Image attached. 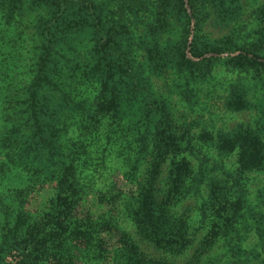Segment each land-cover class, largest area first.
I'll return each instance as SVG.
<instances>
[{
	"label": "rangeland",
	"instance_id": "rangeland-1",
	"mask_svg": "<svg viewBox=\"0 0 264 264\" xmlns=\"http://www.w3.org/2000/svg\"><path fill=\"white\" fill-rule=\"evenodd\" d=\"M87 3L72 10L55 53L43 58L50 78L92 81L69 102L89 115L73 121L69 142L90 143L99 126L192 146L183 156L189 178L171 205L187 223L188 247L171 257L142 242L122 215L118 227L171 264H264V75L230 65L242 50L264 62V0H194L185 9L170 0ZM50 15L37 0H21L11 16L0 7V78L15 88L36 61L27 53L36 39L24 32ZM220 192L230 193V208L213 205Z\"/></svg>",
	"mask_w": 264,
	"mask_h": 264
},
{
	"label": "trees",
	"instance_id": "trees-1",
	"mask_svg": "<svg viewBox=\"0 0 264 264\" xmlns=\"http://www.w3.org/2000/svg\"><path fill=\"white\" fill-rule=\"evenodd\" d=\"M20 1L0 0V7L11 16ZM41 1L51 19L37 16L24 32L36 39L27 50L36 57L28 64L32 77L19 88L0 78V264H171L144 254L116 218L129 219L142 242L168 256L188 247L187 223L171 205L189 178L183 156L192 146H162L149 132L99 126L89 132L90 143L69 142L73 121L89 117L69 102L79 85L92 81L50 78L52 63L43 58L55 53L54 39L60 27H69L72 10L90 3ZM170 1L182 9L194 2ZM230 65L264 75V62L248 50ZM114 91L108 99H116ZM229 199V192L216 193L213 205L230 208Z\"/></svg>",
	"mask_w": 264,
	"mask_h": 264
}]
</instances>
